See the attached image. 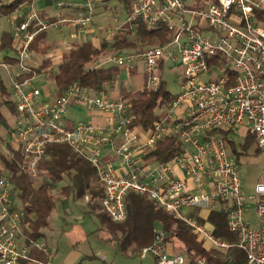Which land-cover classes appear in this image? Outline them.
Listing matches in <instances>:
<instances>
[{"label":"built area","instance_id":"2783aa9c","mask_svg":"<svg viewBox=\"0 0 264 264\" xmlns=\"http://www.w3.org/2000/svg\"><path fill=\"white\" fill-rule=\"evenodd\" d=\"M74 1L77 3L56 2L50 16L53 21L34 8L19 25L11 18L18 65V72L11 75L17 113L12 138L22 165L35 178L46 145L66 144L95 169L104 195L102 210L112 222L125 220V198L129 193L145 196L187 225L198 240L217 250L228 263L226 254L231 244L184 212L214 211L221 201L228 230L238 235L236 245L245 254L243 264H264V180L255 182L252 193L246 195L240 167L229 157L223 138L209 134L222 129L232 135H254L258 147L264 148V20L256 15L264 14V0H209L200 8L193 7L192 0H133L127 19L132 32L140 20L149 27L165 26L171 37L160 45L114 55L102 64L143 63L149 88L159 84L155 70L160 62L174 61L180 67L178 92L163 117L142 135L131 127L134 116L122 100L108 99L104 93L74 82L60 97L48 101L49 97L32 86L31 78L18 79L33 68L28 47L37 33L57 23H69L80 31L88 27L98 0ZM64 9L74 14L67 16ZM212 59L222 60L223 68L215 61L210 63ZM72 102H79L88 113L107 114L111 122L106 126L83 120L67 124L65 114ZM182 107L183 115L168 126ZM172 133L178 134L184 153L172 162L154 163L145 171L139 170L138 154L146 155L157 138ZM105 149L118 159L119 169L105 160ZM174 164L183 172V178L173 175ZM12 196L9 178L0 175V264H54L46 246L38 240L21 239L24 212L15 208ZM250 207L256 226L244 218ZM31 249L43 253L45 260L32 258ZM147 255L155 264H212L205 255L191 263L184 254L168 253L159 230L154 242L137 252L139 258Z\"/></svg>","mask_w":264,"mask_h":264},{"label":"trees","instance_id":"16d2710c","mask_svg":"<svg viewBox=\"0 0 264 264\" xmlns=\"http://www.w3.org/2000/svg\"><path fill=\"white\" fill-rule=\"evenodd\" d=\"M33 0H11L3 3L0 0V16L12 14L20 5ZM209 1V0H203ZM133 0H131L132 4ZM203 5V4H202ZM197 6V4H196ZM129 7V14L130 9ZM258 18L264 20V14L258 12ZM22 22L17 19V24ZM136 31L132 32L129 23L126 21L122 25V30L113 33V48L118 54H126L144 49L145 47L160 45L165 43L171 33L163 25L149 27L140 20L136 21ZM128 28V30H127ZM46 37V30L37 33L29 44V52L42 55L41 63L38 67L32 68L28 73L21 74L18 79L34 78L37 75H44L48 85H52L55 98L60 97L65 89L72 83L86 87L92 92H99L105 89L107 84L114 81L118 75V67L114 64H102L98 59L105 55V45H94L90 41L81 42L65 51L60 61L52 65L50 58L44 57L46 49L43 41ZM14 38L12 32H2L0 37V49L13 46ZM216 65L223 68L224 62H216ZM227 71V70H225ZM3 89L0 86V91ZM173 94L166 88L165 81L160 79L156 88L145 87L134 92H125L123 101L127 106L129 114L134 116L131 127H138L144 132L153 128L154 122L159 120V115L155 112L158 108L166 107L172 100ZM11 110L14 107H10ZM0 120H3L0 114ZM209 134H214L223 138L225 145L232 148V158L238 165V155L242 154L234 147L232 134L228 130H213ZM255 144L256 137L248 135L243 138L241 148ZM258 148V147H257ZM185 151V146L180 141L178 134L161 136L156 139L152 148L148 149L144 159L153 163L172 162L181 156ZM0 161L6 169V174L11 182L13 199L21 204L24 211V236L25 241L36 240L43 236L42 230L48 227L49 216L55 209V201L52 196L53 189L65 178L70 180L69 185L61 188V192L71 191L75 198L88 197L87 205L91 209H101L103 190L97 181L95 169L85 159L74 153L66 144H48L45 147L44 157L39 161L37 176L42 180L36 187L35 178L31 177L27 168L22 165V159L18 152H14L10 158H6L0 153ZM220 207L202 215L198 209H188L187 212L196 218L201 224L208 226L212 233L231 244L226 256L228 263L223 262L222 255L215 249L205 247V243L198 240L192 230L183 222L173 219V217L158 207L156 203L145 196L129 193L125 198L126 218L123 222L117 223L116 230L121 232L118 241V248L125 254L137 252L146 246L151 245L155 239L157 230L163 233V243L168 253L184 254L191 263L196 258L205 255L212 264H243L245 254L236 245L238 235L228 230L226 211L223 203ZM187 210V209H186ZM103 222L110 220L108 215L96 214ZM115 224V223H114ZM113 231V229L111 230ZM115 232V231H113ZM114 235V233H112ZM117 242L116 235L113 238ZM181 250L183 252H181ZM84 256L76 264H81ZM20 264L25 262L20 261Z\"/></svg>","mask_w":264,"mask_h":264},{"label":"rangeland","instance_id":"374dc122","mask_svg":"<svg viewBox=\"0 0 264 264\" xmlns=\"http://www.w3.org/2000/svg\"><path fill=\"white\" fill-rule=\"evenodd\" d=\"M64 2L69 3V0ZM98 2L99 4L94 10L91 22L87 27L90 33L88 37L93 39L97 46L105 45V55L100 57L98 61L108 62L111 57L118 54L117 50L113 48L114 40L112 35L117 31H121L122 25L127 21L131 0H98ZM74 3L77 2L74 1ZM1 21H5L4 18ZM48 29H51V27ZM81 39L82 36H79L78 40ZM72 45L70 44L69 48ZM62 51L64 50L62 49ZM178 70L177 65L172 66L169 61H165L161 70H159L167 90L173 95L179 90ZM117 76H120L121 80L125 77L124 74H118ZM43 77L37 75L32 78V86L43 90L48 85L47 80ZM3 80L6 88L10 90L12 85L7 77ZM129 82L133 83V78ZM110 85L112 84L110 83ZM51 95L52 99H55L52 92ZM49 97H51L50 94ZM163 108H158L155 112L164 113L165 109ZM65 116H69V113L67 112ZM73 116L71 115L70 117ZM74 119L86 121V117L83 115L74 116ZM10 129V133H13L14 126H10ZM6 132L3 126L0 125V153L6 158H10L11 153L4 141ZM230 137L234 141L236 150L242 152V154L238 155L237 160L240 164V176L244 193L249 195L252 193L255 182L264 180V148L251 144L243 150L241 148L243 143L242 135H232ZM226 150L229 157L233 158L234 155H231L233 153L232 148L226 145ZM5 174L6 169L0 161V175L4 176ZM41 178V176L35 177V187L40 184ZM70 183V180L65 178L53 189L52 196L55 201V209L49 216L48 227L42 230L43 236L36 239L52 253L54 264H73L80 261L84 256H88V258H83L81 264H155L153 257L150 255L139 258L136 254H131V252L123 253L117 246L121 238V232L115 229L118 224H114V222H110L107 219L102 222L96 215L102 213V210H93L88 207L87 196L75 198L71 191L61 192V188ZM13 201L17 205L20 204L17 199H13ZM244 218L252 226H256L257 219L251 207L246 211ZM112 229L115 232L111 231ZM115 235L118 238L117 242L113 239ZM205 247L208 248V244H205ZM181 252L183 251L181 250Z\"/></svg>","mask_w":264,"mask_h":264},{"label":"crops","instance_id":"0c3cea01","mask_svg":"<svg viewBox=\"0 0 264 264\" xmlns=\"http://www.w3.org/2000/svg\"><path fill=\"white\" fill-rule=\"evenodd\" d=\"M3 3H9L11 0H1ZM65 1V0H63ZM57 2V1H56ZM55 0H33L32 2L28 3H24L22 5H20L12 14L7 15V16H0V37L2 32H12L13 34V38H14V43L13 46H9L8 48H4V49H0V86L3 89L1 92L0 91V114L3 117V120H0V125L3 126V128L7 131L4 141L6 142L8 149L11 153V156L13 155V153L15 152V148H16V143L12 138V133H10V126H14V123L17 119V113L15 111V108L13 110L10 109V107H14L13 104V98L11 95V90H8L4 84V78L7 77L8 81L10 82V84L12 85V78L11 75L15 72H18V65L15 59L16 56V38L14 37V30L11 24V18H14L16 23H17V19L21 18L23 19V17L26 15V13L31 9L34 8L36 10H38V12L48 18L50 21H53V19L50 17L54 12H55V4H56ZM69 2L74 3V0H69ZM206 1L203 0H192V6L195 8H200V7H204V3ZM197 4V6H196ZM203 4V5H202ZM74 11L72 10H67L64 9L63 13L67 16L69 15H73ZM4 18L5 21H1ZM50 28V27H49ZM89 29L86 28L82 31L76 29L75 27H73L71 24L69 23H57V25L55 27H51V29H47L46 30V37L45 40L43 41V46L46 49L44 57L50 58L52 61V65L57 64L60 61L61 55L67 51L68 49H70L72 46L79 44L81 42H85V41H90L92 42L94 45H96V43L93 41V39H91L89 34ZM79 36H82L81 40H78ZM71 42V43H70ZM73 44L70 48L69 45ZM62 49L64 51H62ZM42 60V55L39 53H30V61H29V65L32 66L33 68H36L40 65ZM165 62L162 61L158 64V66L156 67V75L159 77V79H162L161 77V73L159 70H161L163 63ZM172 66H176L178 67V74L180 71V67L178 66L177 62L174 61H169ZM16 66V67H15ZM118 67V74H124L125 77L123 80L120 79V76H116L115 80L111 83L112 88H110L109 84L105 86V89L103 91H100L102 93H104L105 97L108 99H113V100H122L123 101V94L125 92H134V91H139L142 90L143 88L147 87V82H146V74L144 72V67H143V63H133V64H124L121 66H117ZM7 68H10L12 72H8ZM177 74V77H178ZM41 76L43 77L44 75L41 74ZM45 78V76L43 77ZM133 78V83H130V79ZM32 79V78H31ZM51 85H47L45 86V88L43 90H41V93L47 97H49V94L51 97L48 98V101L53 100L52 99V95L51 92L53 93V89L51 90ZM51 91H50V90ZM176 94V93H175ZM174 94V95H175ZM124 102V101H123ZM167 107V106H166ZM166 107H164L163 109L166 110ZM2 108V109H1ZM69 113V116H65V122L67 124H71L74 123L76 120H80V119H74V116H85L86 117V121L87 122H91L95 125H99V126H106L107 124H109L111 122L109 116L107 114H101L98 112H93V113H88L84 110V108L82 107V105L79 102H72L68 108L66 113ZM185 112V108H180L178 110H176V112L174 113L172 119H170L167 122L168 126H172L174 123H176V120L178 118H180L183 113ZM74 115L73 117H70L71 115ZM159 115V118H162L164 113H157ZM66 115V114H65ZM85 121V120H83ZM136 131L141 133V135L143 133H147L142 131L140 128L135 127ZM242 135V134H241ZM242 137L244 138L245 135H242ZM260 148V147H259ZM103 154H104V158L107 161H110L112 163V165L119 169V162L118 159L116 157H114L113 155H111V153L105 149L103 150ZM139 155V161L136 165V167L139 170L145 171L147 170L149 167H151V165H153V162H148L144 159V156ZM172 171H173V175L176 178H183V172L179 169V167L177 165H173L172 166ZM144 180H147L146 178ZM189 183L192 185V183L189 181ZM14 206L17 210H21L22 206L21 204L17 205L14 202ZM24 212V211H23ZM185 213L189 212L188 209L184 211ZM202 215H205L208 212L205 211H200ZM22 240H25V236L23 233V236L21 238ZM30 255L32 258L36 259V260H45V255L39 251H36L34 249L30 250ZM77 263V262H76ZM73 263V264H76Z\"/></svg>","mask_w":264,"mask_h":264}]
</instances>
